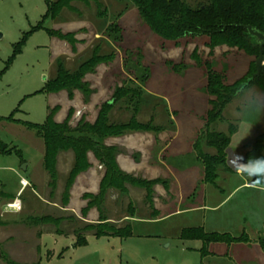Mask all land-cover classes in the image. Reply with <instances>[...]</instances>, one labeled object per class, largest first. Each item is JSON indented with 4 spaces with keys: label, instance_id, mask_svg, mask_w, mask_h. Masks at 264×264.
Returning <instances> with one entry per match:
<instances>
[{
    "label": "rangeland",
    "instance_id": "obj_1",
    "mask_svg": "<svg viewBox=\"0 0 264 264\" xmlns=\"http://www.w3.org/2000/svg\"><path fill=\"white\" fill-rule=\"evenodd\" d=\"M185 2L195 8L207 0ZM45 14V0H0V118L17 109L15 120L42 125L55 109L54 121L61 123L71 108L72 126L81 118L93 124L103 106L112 102L106 110L110 124L126 125L134 118L151 128L103 141L114 151L115 168L135 180L160 183L149 186L148 196L144 187L123 183V190H119V184L113 182L99 198L106 170L88 153L89 168L67 188L74 160L68 151L57 156L55 189L45 188L49 176L41 167L43 142L21 126L0 121V149L12 151L0 154V193L20 191V177L27 181L34 178L39 184L36 190L21 191L17 199L22 209L15 215L6 212L7 199L0 198V223L10 224L0 227V239L6 240L0 244V252L20 264H264L260 248V241H264V194L257 202V195L241 192L220 211L201 210L154 221L179 209L175 206L181 193L185 202L180 208L213 207L238 184H253V177L244 173L243 167V175L239 174L234 159L227 162L228 171H219L214 186L204 184L194 145L207 131L208 113L216 100L207 91L208 71L219 76L224 86H233L251 75L257 57L226 46L210 50L209 39L201 36L177 43L164 41L126 0L71 1L54 21H44L43 28L36 30ZM113 26L119 32H113ZM47 30L72 37L53 38ZM20 42V53L13 58ZM94 56L103 61L83 78L86 93L74 91L71 100L66 91L45 93V85L56 76L57 62L73 73ZM250 87L264 93L256 84ZM119 93H127V97L118 98ZM236 102L237 96L224 108L222 120L208 127L209 132L225 135L230 125L237 127L229 146V154L232 151L235 155L264 129V118L249 122L251 132L241 141L248 124L237 122ZM199 151L215 154L203 141ZM242 209H249L253 223L260 227L254 237L250 236L259 241L248 245L252 248L242 259L231 257V253L222 258L215 245L209 247L210 256L202 257L200 241L178 239L182 229L193 227L207 232L227 230L239 236L237 227L229 224L222 229L221 222L232 223ZM23 221L20 229L12 224ZM103 224L115 229L130 227L133 236L96 238V227ZM78 236L84 237V243H78Z\"/></svg>",
    "mask_w": 264,
    "mask_h": 264
},
{
    "label": "trees",
    "instance_id": "obj_2",
    "mask_svg": "<svg viewBox=\"0 0 264 264\" xmlns=\"http://www.w3.org/2000/svg\"><path fill=\"white\" fill-rule=\"evenodd\" d=\"M71 1L90 2L95 0H56L46 2V14L42 22L35 28H43V22L47 20L54 21L61 11L68 7ZM131 3L138 11L141 19L147 27L160 39L177 43L185 38L206 37L210 43V50L216 47L226 46L228 48H237L246 51L249 55L258 57L259 45L255 38H252L245 27L250 26L254 31L264 34V0H207L206 4H201L195 8L187 5L185 0H126ZM117 26H113L112 31L119 32ZM50 37H57L62 40H68L72 37L61 35L59 32L47 30ZM25 37H23L22 42ZM20 42L16 45L14 56L20 53ZM264 56V49H263ZM12 58V59H13ZM103 61L102 58L94 56L90 61L82 64L79 69L69 73L63 68L61 62H57L56 76L53 80L45 85V93L54 94L62 91L68 93L71 100L74 91L86 93V83L83 78L98 64ZM11 60L8 61L11 64ZM8 67V66H7ZM6 67V68H7ZM255 73L254 69L251 75L244 78L238 84L233 86H224L221 78L210 70L208 71L207 91L214 96L216 100L212 102V110L208 113L207 131L204 132L198 142L194 145L197 160L203 167V183L214 186L219 177V171H228L226 165V149L230 144L232 135L236 133L237 127L230 125L228 135L223 133L209 132L208 127L216 121L222 120L224 108L231 103L237 96V90L240 85L246 82ZM263 83V84H262ZM258 85L263 88L264 92V75L255 78L249 86ZM127 93H119L118 98L127 97ZM108 102L103 106L93 124L87 123L84 118L78 120L75 125H71L74 111L69 109L65 119L61 123L54 121L53 115L55 109L51 110L42 125L21 122L14 119L16 109L9 117L0 118V121L9 124L21 126L31 132L35 138L40 139L44 144V155L42 159V168L49 176L48 187L54 190L57 182V156L60 152L71 151L74 154L73 165L67 178V188L73 183L74 179L82 172L89 168L87 154L91 153L95 159L105 167V177L101 183L100 196L104 194L107 187L117 182L119 190L122 189L123 183H129L146 188L148 196L150 194V185L160 183L159 180L146 183L135 180L132 177L121 174L114 164V151L112 148H106L103 141L110 137H118L127 132L151 130L149 125L138 124L134 118L126 125H112L106 115V110L112 106ZM137 107V106H135ZM137 109H134L136 113ZM154 131H157L154 129ZM203 141L205 146L215 151L214 155L202 154L199 151L200 142ZM11 150L6 148L0 149V154L10 155ZM264 131L256 137L253 145L246 153L243 164L249 159L264 157ZM18 154V153H17ZM252 186L257 187L253 177ZM112 184V185H111ZM66 188V189H67ZM149 198V197H148ZM133 218V217H130ZM43 221V220H42ZM37 222H40L37 221ZM44 222V221H43ZM94 227H87L86 230H96L94 236L99 237H120L128 238L133 236L130 227L124 229H115L105 224ZM101 228H108L109 232H104ZM103 226V227H102ZM178 239L182 241H200L203 247L200 249L202 257L210 256L209 246L215 244H232L248 243L246 235L232 236L228 233L207 232L203 227H193L182 229ZM78 243H84V237L78 236ZM264 246V241H260ZM0 259L5 264H15L0 252Z\"/></svg>",
    "mask_w": 264,
    "mask_h": 264
},
{
    "label": "crops",
    "instance_id": "obj_3",
    "mask_svg": "<svg viewBox=\"0 0 264 264\" xmlns=\"http://www.w3.org/2000/svg\"><path fill=\"white\" fill-rule=\"evenodd\" d=\"M264 131V129H263ZM262 131V132H263ZM237 132V130H236ZM236 134V133H235ZM234 134V135H235ZM232 135V137L234 136ZM260 135V134H259ZM258 135V136H259ZM256 139V138H255ZM254 142H252L249 146H242L240 148V153L239 154H234L232 151L231 153L229 154V146L231 144V139H230V144L228 146V148L226 149V165H227V162L230 161L231 159H234L235 162H237L238 164V168H237V171L239 172V174L243 175V169L241 167L244 166L243 164V161H244V157L246 155V153L249 151V149L251 148V146L253 145ZM263 156H264V153H263ZM42 159H43V156H42ZM238 160V161H237ZM41 167H42V161H41ZM43 169V168H42ZM242 169V170H241ZM46 173V172H45ZM219 178V177H218ZM21 179H25L23 177H20L19 181ZM218 180V179H217ZM27 181V180H26ZM28 184H29V187L25 188L28 189V188H31L33 190H36V186H38V182L36 180H34V178H32L30 181H27ZM48 186V180L46 182V186L45 188H47ZM163 190H167L165 186H162ZM242 189H248V190H242ZM24 190V189H20V191H18L16 194H3V193H0V198H2L3 200H6V203H5V209H6V205L11 203L12 201L16 200L18 195L21 193V191ZM215 193L217 192H223V190H213ZM241 192H244L250 196H253V195H257V198L262 196L264 194V190H260L258 187H254L252 186V184H250L249 182H243V183H240L237 185V187H235L233 190H230L228 193H224L226 195V197L222 198L219 203L213 207H206V206H198V207H183V208H180V206H182L184 204V198L182 197V193H181V196H180V200L179 202H177L175 208H179V209H174L175 211H170L168 213H166V215H164L163 217H159L158 219L154 220V221H158L160 219H164V218H170L171 216L173 215H183V214H188V213H191V212H199L201 210H208L210 212H217V211H220L225 205L226 203L228 202V200L230 199H233L236 195H239ZM263 197V196H262ZM188 198V197H187ZM186 200V199H185ZM256 200V199H255ZM20 201V200H19ZM184 201V202H183ZM258 201H261V198H258L257 202ZM21 203V202H20ZM21 206H22V203H21ZM9 214H12V215H15L17 214L16 212H11V211H7ZM250 210L249 209H246V210H241V213H240V216L236 219H234L232 221V223H227V222H224L222 221L221 222V225H223V228L222 229H227L228 227H230L229 224L235 226L238 228V230L240 231V235L239 236H242V235H246L249 242L248 243H241V244H232L230 246H227V245H224V244H215L214 247H216V253L219 254V256H221L222 258L224 256H228V254L231 255V257H234V258H239V259H242L243 257L242 256H245L244 254L247 253L250 248L252 247H248L249 244H255L256 242H258L259 240H255L253 238H251L250 236L253 235V237L255 236V234H257V231H256V228H260V227H257L253 221H252V215L250 214ZM2 216V214H0V217ZM28 220V218H27ZM227 220V219H226ZM23 224H18V222L16 223H12L13 225H15L16 227H18V229H20V227H24V221L22 222ZM28 223H30V221H28ZM220 224V223H219ZM218 224V225H219ZM10 224L6 223V222H1L0 223V227H5V226H9ZM263 226H264V223H263ZM255 231V232H254ZM217 233H228V234H231L229 233V231H216ZM259 233V232H258ZM3 233H1L2 235ZM232 235V234H231ZM233 236V235H232ZM2 237V236H1ZM235 237H238V236H235ZM26 238V237H25ZM39 238V237H38ZM37 238V239H38ZM8 239H11V237L7 238ZM28 241H31V237L28 236L26 238ZM36 240V239H35ZM34 240H32L33 242ZM6 240L4 238H1L0 239V244H3L5 243ZM210 247V246H209ZM218 247H224V249L222 250H218ZM263 251H264V246H261L260 247ZM220 251V252H219ZM6 257L11 260L13 263L15 264H20V263H17L15 261H13L11 259V257L9 255L6 254ZM232 259V258H231ZM2 262V261H1ZM3 263V262H2ZM5 264V263H3Z\"/></svg>",
    "mask_w": 264,
    "mask_h": 264
},
{
    "label": "clouds",
    "instance_id": "obj_4",
    "mask_svg": "<svg viewBox=\"0 0 264 264\" xmlns=\"http://www.w3.org/2000/svg\"><path fill=\"white\" fill-rule=\"evenodd\" d=\"M235 107L238 110L237 122L243 120L248 124L247 133L242 137V141L251 132L252 126L249 122H259L264 118V93L257 92L249 86V82H244L237 90ZM243 169L244 173L255 178L257 187L264 190V157L249 159Z\"/></svg>",
    "mask_w": 264,
    "mask_h": 264
},
{
    "label": "water",
    "instance_id": "obj_5",
    "mask_svg": "<svg viewBox=\"0 0 264 264\" xmlns=\"http://www.w3.org/2000/svg\"><path fill=\"white\" fill-rule=\"evenodd\" d=\"M245 29L252 38L257 40L259 45V53L255 61V73L246 81L250 84L255 78L259 77L260 75H264V34L254 31L250 26L245 27ZM23 170H26L25 166L23 167Z\"/></svg>",
    "mask_w": 264,
    "mask_h": 264
},
{
    "label": "built area",
    "instance_id": "obj_6",
    "mask_svg": "<svg viewBox=\"0 0 264 264\" xmlns=\"http://www.w3.org/2000/svg\"><path fill=\"white\" fill-rule=\"evenodd\" d=\"M20 185H21L22 189H25V188L29 187V184H28V182L25 179H21L20 180ZM21 209H22V206H21V203H20L19 199H16V200H14L11 203L6 205V210L7 211L19 213L21 211Z\"/></svg>",
    "mask_w": 264,
    "mask_h": 264
}]
</instances>
